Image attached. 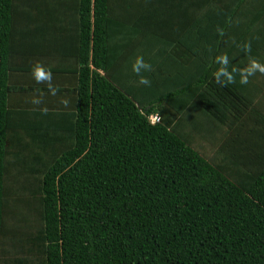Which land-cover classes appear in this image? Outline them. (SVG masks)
Masks as SVG:
<instances>
[{
    "label": "trees",
    "instance_id": "16d2710c",
    "mask_svg": "<svg viewBox=\"0 0 264 264\" xmlns=\"http://www.w3.org/2000/svg\"><path fill=\"white\" fill-rule=\"evenodd\" d=\"M250 59L264 0H0V264H264ZM33 92L74 100L24 104Z\"/></svg>",
    "mask_w": 264,
    "mask_h": 264
},
{
    "label": "clouds",
    "instance_id": "9594fccd",
    "mask_svg": "<svg viewBox=\"0 0 264 264\" xmlns=\"http://www.w3.org/2000/svg\"><path fill=\"white\" fill-rule=\"evenodd\" d=\"M249 47L250 46L247 44L243 45V48L245 50H247ZM215 60L221 65H227L228 63V57L227 55L224 54L215 57ZM151 70H152L151 64L146 62L142 55L136 56L133 62L131 63V71L139 77L138 82L145 86H150L151 81L146 76L142 75V73L150 72ZM232 71L235 72L236 69L233 68ZM256 71L264 73V64H260L257 61L250 59L248 62V66L244 69H241L242 74L240 76L239 82L241 84H246L248 82V77L253 75L254 72ZM32 75L37 83L46 81L49 90L53 92L55 91V89L52 87L51 84V80H52L51 71L45 69L43 66L37 65L32 69ZM221 76H223L224 79H221ZM213 77L216 79L218 83L222 85L226 83L234 82L233 75L230 72H228L224 67L217 69V71L213 73ZM155 119H158V117H156ZM155 119L153 120V122H155Z\"/></svg>",
    "mask_w": 264,
    "mask_h": 264
},
{
    "label": "crops",
    "instance_id": "0c3cea01",
    "mask_svg": "<svg viewBox=\"0 0 264 264\" xmlns=\"http://www.w3.org/2000/svg\"><path fill=\"white\" fill-rule=\"evenodd\" d=\"M70 80H73L74 81V76H69V79H68V81L66 83L68 84V82ZM67 84H63V85H67ZM62 87H65V86H62ZM61 93L66 94V92H61ZM26 94H28V93H26ZM58 94H60V93H58ZM18 96L19 95H17V94L14 93V98H13V95H12V98H10V101L16 102L17 99H18ZM21 96L24 97V102L23 103L26 104V105H27V102L28 103H31V102H36V101L38 102L39 101V102H44V104H49L51 100L54 101V97H52V98H46L45 97L44 99L40 100L42 97L39 94L37 95L36 93H34L33 95H32V93H30V95L29 94L28 95L21 94ZM72 99H73V97H72ZM73 100H72V102H73Z\"/></svg>",
    "mask_w": 264,
    "mask_h": 264
},
{
    "label": "rangeland",
    "instance_id": "374dc122",
    "mask_svg": "<svg viewBox=\"0 0 264 264\" xmlns=\"http://www.w3.org/2000/svg\"><path fill=\"white\" fill-rule=\"evenodd\" d=\"M51 97H54V103L55 105H61V106H67V105H70L72 103V97L70 95V93H66V94H63V93H60V94H57V95H50ZM48 97V96H47ZM52 152H57L59 149L58 148H55L54 150L50 149Z\"/></svg>",
    "mask_w": 264,
    "mask_h": 264
},
{
    "label": "built area",
    "instance_id": "2783aa9c",
    "mask_svg": "<svg viewBox=\"0 0 264 264\" xmlns=\"http://www.w3.org/2000/svg\"><path fill=\"white\" fill-rule=\"evenodd\" d=\"M156 117H157V116H156L155 114H153V115L150 116V119L153 121ZM156 120H157V119H155V121H156Z\"/></svg>",
    "mask_w": 264,
    "mask_h": 264
}]
</instances>
